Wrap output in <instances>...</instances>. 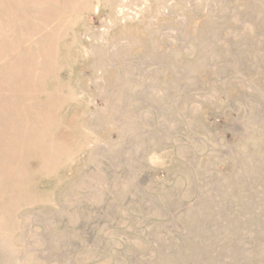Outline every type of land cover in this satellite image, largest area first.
<instances>
[{
	"label": "rangeland",
	"instance_id": "1",
	"mask_svg": "<svg viewBox=\"0 0 264 264\" xmlns=\"http://www.w3.org/2000/svg\"><path fill=\"white\" fill-rule=\"evenodd\" d=\"M0 264H264V0H0Z\"/></svg>",
	"mask_w": 264,
	"mask_h": 264
}]
</instances>
